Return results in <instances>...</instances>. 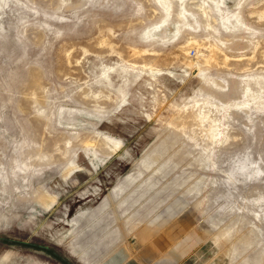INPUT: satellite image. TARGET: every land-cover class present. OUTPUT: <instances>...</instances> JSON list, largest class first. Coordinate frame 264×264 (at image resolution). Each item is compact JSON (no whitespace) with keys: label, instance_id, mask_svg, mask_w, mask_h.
<instances>
[{"label":"rangeland","instance_id":"obj_1","mask_svg":"<svg viewBox=\"0 0 264 264\" xmlns=\"http://www.w3.org/2000/svg\"><path fill=\"white\" fill-rule=\"evenodd\" d=\"M0 264H264V0H0Z\"/></svg>","mask_w":264,"mask_h":264},{"label":"water","instance_id":"obj_2","mask_svg":"<svg viewBox=\"0 0 264 264\" xmlns=\"http://www.w3.org/2000/svg\"><path fill=\"white\" fill-rule=\"evenodd\" d=\"M41 247H43V248H46V246H45V245H41Z\"/></svg>","mask_w":264,"mask_h":264}]
</instances>
